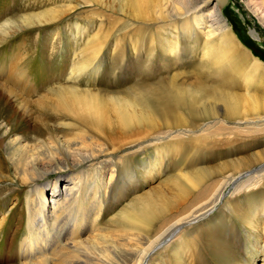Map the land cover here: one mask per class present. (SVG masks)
Wrapping results in <instances>:
<instances>
[{
    "label": "bare ground",
    "instance_id": "1",
    "mask_svg": "<svg viewBox=\"0 0 264 264\" xmlns=\"http://www.w3.org/2000/svg\"><path fill=\"white\" fill-rule=\"evenodd\" d=\"M68 1L59 8L16 14L0 23L1 44L27 25L43 26L82 4L98 6L93 11L100 19L97 31L88 37L90 41L75 53L81 58L71 67L67 78L71 84L50 88L30 99L0 82V95L4 97L1 104L25 118L32 117L35 111L39 116L32 127L36 136L32 143L27 136H14L11 122L2 123L5 135L1 136L4 141L0 146L12 150L7 159L11 160L7 171L12 173L5 172L6 166L0 162V182L30 186L25 200L27 233L16 250H7V264H149L160 257L166 245L178 239L170 243L181 230L201 220L204 212L214 213L227 204L247 214L245 206L232 202L240 190L252 199L248 214L260 211L264 217V189L254 195L248 188L258 183L261 173L257 172L264 171L262 152L178 175V205L160 203L150 193L134 197L111 221L115 233L102 232L101 200L90 198V190L100 186L99 179L108 186L116 176L132 177L128 157L119 159V168L115 163L98 167L94 170L95 180L89 184L87 172L81 168L78 176L75 169L106 152L143 142L148 137L146 129H152L155 139L161 140L182 129L190 128L194 133L215 122L220 123L214 125L217 130L233 137L227 144L243 138H248L244 140L247 144L251 140L262 142L264 60L255 55L227 20L224 9L229 0ZM242 1L264 26V0ZM110 38L114 39L111 53L116 64L127 61L126 44H130L137 55H145L144 66L125 69L127 73H139L124 77L125 83H131L123 90L79 87V75L92 68ZM194 53L199 61L193 71L173 72V67L181 64L180 56L185 61ZM97 65L89 70L90 79L99 71ZM134 126L139 127V132L132 139ZM147 145L140 143L141 154ZM196 148L200 153L203 150L201 146ZM140 165L145 171L146 163ZM227 167L231 171L221 174ZM57 170L70 173L49 180L47 174ZM228 186L235 190L226 197ZM8 217L4 213L0 216V233ZM253 219L256 222L255 215ZM183 235L172 246L173 254L164 264H193L194 260L185 259L186 250L179 251L186 239ZM202 238L216 254L213 236Z\"/></svg>",
    "mask_w": 264,
    "mask_h": 264
},
{
    "label": "rangeland",
    "instance_id": "2",
    "mask_svg": "<svg viewBox=\"0 0 264 264\" xmlns=\"http://www.w3.org/2000/svg\"><path fill=\"white\" fill-rule=\"evenodd\" d=\"M68 2V0H0V23L15 17L16 14L44 12L49 9L59 8ZM243 3L242 0H229L224 9L225 16L234 26L244 43L253 52L257 53L256 55H260L262 56L260 58L264 59V26ZM97 7L82 4L67 16L60 17L43 26L27 25L19 29L16 34L8 37L6 39L7 42L5 40L0 44V82L12 87L23 97L30 99H36L37 95L43 94L50 88L71 84L72 81H67L71 67L74 62L81 58V55L75 53L84 43L90 41L88 37L93 36L99 26L100 19L93 11ZM98 10L96 9V12ZM113 41L114 39L110 38L103 53L100 56L98 55L100 60L98 61L97 57L93 62L92 68L95 64L99 66V71L97 74L95 73L94 78H89V70L92 68L79 75L80 81L77 83L79 87L88 88L92 86L94 88L123 90L126 88L125 86L131 83H125L123 81L124 77L132 73H139L136 70L127 73L125 69L129 66H134L133 68L144 66L143 57L145 55H137L138 53L132 51L131 45L126 44L128 47L126 49L127 61L123 62L124 65L122 63L116 64L112 60L111 53L113 52ZM179 60L181 64L174 66L173 72H190L193 71V67L199 61V56L194 53L185 61L181 56ZM149 68V66L147 69L145 68V72ZM21 73L22 75H20ZM19 75L20 78L18 77ZM133 80L134 77H132L131 81ZM1 99H4V97L0 95V101ZM38 117L37 111H35L32 117L27 116L25 118L0 103V142L4 141L1 136L5 135L2 129L3 120L11 122L14 136H27V141L35 142L36 136L32 127L36 124L34 121H37ZM51 122L54 123V119ZM196 124L198 125L199 122L196 121ZM215 124L220 123L213 122L210 127L204 126V128H200L194 133L190 131V128L182 129L183 132H174L171 134L172 136L161 140L155 139L156 134H153L152 129H146L148 137L143 142L139 141L133 145L123 146L116 151L106 152L100 158L87 160L83 165L76 168V173L81 168L87 172V184H89L95 180L94 170H99L104 165L111 163H115L116 167L119 168V159L128 157L127 161H129L131 166L132 177L118 178L116 176L108 186L99 179L100 186L94 187L95 190L93 188L90 190L92 191L90 198L95 197V199L101 200L102 232L115 233L116 229L111 226V221L116 219L115 215L117 213L121 214L123 212L121 209L134 197L139 198L150 193L160 203L178 205L181 194L176 186V180L180 174H190L200 168H213L232 159L242 157L247 159L252 154L264 152V138L260 139L262 142L251 140L247 144L244 140H248V138H243L237 143L227 144L233 137L227 136L225 131L217 130L214 127ZM138 132L139 127L134 126L130 133V136L133 137L132 139L137 138ZM179 134L181 135L176 136ZM159 136L163 135L160 134ZM140 143L148 144L143 154H141ZM197 146L202 147L201 153L196 148ZM11 151V149L5 150L0 146V162L5 164V172H9L7 171V166L11 165V160L7 159ZM143 162L146 163L145 171L140 165ZM230 171L231 169L227 167L220 173H228ZM10 172L12 173L11 170ZM263 172H257V174L261 173V175L257 176L259 180L255 186L253 184L248 186V188L253 189L251 192L254 191V195L259 194L264 189ZM69 173L57 170L47 175L48 179L52 180L59 177L60 174ZM218 175L220 174H214L213 176ZM78 176L80 175L78 174ZM30 185L34 186L35 184L31 183ZM29 187L20 185L19 182H0V216L2 213L9 214L8 220L0 233V264H7V258H5L8 253L7 250L9 248L16 250L20 240L27 233L25 200L26 191ZM233 190L235 189L228 186L225 191L226 197ZM154 191H156L157 195ZM240 191L237 192L239 194L234 197L232 202H240L243 207L245 206L243 209L250 213L248 206H250L252 199L248 193ZM219 205H216V207ZM233 207V205L229 207L226 204L214 213L209 214L212 210L204 212L203 215L205 216L201 220L196 224H189L185 229L181 230L177 236L173 237L170 243L174 242L176 238L178 239L169 247L166 245L160 257L157 259L156 256L149 264H164L165 259H170L173 254L171 251L172 246L181 240L180 236L185 231L187 233L183 236L186 239L181 243V250L179 249V251L186 250L187 253H183L185 254V259L194 260L193 264L263 263L264 217L260 211L249 215L248 213H240L239 209H234ZM221 210L222 212H220ZM254 215L256 222L253 219ZM193 220L196 221L198 219L195 218ZM17 221L19 222L17 223ZM18 224H20L19 228H17ZM190 235L193 237L191 238ZM207 235H212L216 241V254L202 238Z\"/></svg>",
    "mask_w": 264,
    "mask_h": 264
},
{
    "label": "trees",
    "instance_id": "3",
    "mask_svg": "<svg viewBox=\"0 0 264 264\" xmlns=\"http://www.w3.org/2000/svg\"><path fill=\"white\" fill-rule=\"evenodd\" d=\"M245 44H246V43H245ZM246 45H247V44H246ZM248 47H249V46H248ZM254 53H255V52H254ZM256 54H257V53H255V55H256ZM256 56H258L259 58L262 57V56H260V55H256ZM261 59H263V58H261ZM263 60H264V59H263Z\"/></svg>",
    "mask_w": 264,
    "mask_h": 264
}]
</instances>
